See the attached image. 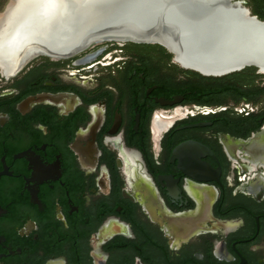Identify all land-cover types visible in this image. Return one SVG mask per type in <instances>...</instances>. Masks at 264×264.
<instances>
[{"label": "flooded vegetation", "instance_id": "obj_1", "mask_svg": "<svg viewBox=\"0 0 264 264\" xmlns=\"http://www.w3.org/2000/svg\"><path fill=\"white\" fill-rule=\"evenodd\" d=\"M250 68L206 76L119 41L0 67V264H264Z\"/></svg>", "mask_w": 264, "mask_h": 264}, {"label": "water", "instance_id": "obj_2", "mask_svg": "<svg viewBox=\"0 0 264 264\" xmlns=\"http://www.w3.org/2000/svg\"><path fill=\"white\" fill-rule=\"evenodd\" d=\"M21 1L0 37L2 59L21 52L14 73L35 56L63 59L109 41L159 44L182 68L206 76L247 67L264 72V20L239 0H57L55 7ZM60 43L71 49L57 52Z\"/></svg>", "mask_w": 264, "mask_h": 264}, {"label": "bare ground", "instance_id": "obj_3", "mask_svg": "<svg viewBox=\"0 0 264 264\" xmlns=\"http://www.w3.org/2000/svg\"><path fill=\"white\" fill-rule=\"evenodd\" d=\"M21 3H22L21 0L20 1L19 0H11L10 4L6 8V11L4 13L0 14V37H1V35H5L6 32H8V27L10 25L11 18L14 17V15H15V13L17 11H19V9L21 7ZM259 25H260L259 26V30L264 33V25H262V24H259ZM62 44L61 45H57V47L55 49V50H57V52H60L61 54H63V53L68 52L69 49H71L70 48L71 46L65 47ZM25 47L26 46H22L21 51L24 50ZM4 53H2V51H0V65H1V68L7 74L14 73L15 72V67L17 65V62L19 61L20 56H21V52H19L18 55H14L15 59L13 58L12 61L11 60H7L6 61V60L2 59V56L4 55ZM252 61H254V60L253 59L249 60V62H252ZM183 63L187 64L185 61H183Z\"/></svg>", "mask_w": 264, "mask_h": 264}, {"label": "trees", "instance_id": "obj_4", "mask_svg": "<svg viewBox=\"0 0 264 264\" xmlns=\"http://www.w3.org/2000/svg\"><path fill=\"white\" fill-rule=\"evenodd\" d=\"M8 2L9 0H0V12H2L5 9ZM257 8L258 9L256 11L258 14H260L261 12H264V0H262L260 4H257ZM259 17L264 20V14L262 15L260 14ZM249 69L251 68L247 67L245 70H249Z\"/></svg>", "mask_w": 264, "mask_h": 264}, {"label": "snow or ice", "instance_id": "obj_5", "mask_svg": "<svg viewBox=\"0 0 264 264\" xmlns=\"http://www.w3.org/2000/svg\"><path fill=\"white\" fill-rule=\"evenodd\" d=\"M48 3H49L52 7H55V6H56V3H57V0H48Z\"/></svg>", "mask_w": 264, "mask_h": 264}, {"label": "rangeland", "instance_id": "obj_6", "mask_svg": "<svg viewBox=\"0 0 264 264\" xmlns=\"http://www.w3.org/2000/svg\"><path fill=\"white\" fill-rule=\"evenodd\" d=\"M1 13V12H0Z\"/></svg>", "mask_w": 264, "mask_h": 264}]
</instances>
